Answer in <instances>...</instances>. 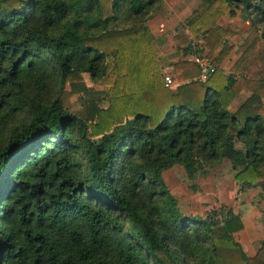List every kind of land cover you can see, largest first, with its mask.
Segmentation results:
<instances>
[{"label":"trees","instance_id":"16d2710c","mask_svg":"<svg viewBox=\"0 0 264 264\" xmlns=\"http://www.w3.org/2000/svg\"><path fill=\"white\" fill-rule=\"evenodd\" d=\"M162 4L0 0V264H264V242L249 257L236 240L239 214L183 216L164 180L227 160L264 199V0H204L175 45L199 37L217 68L203 81L180 61L170 87L148 24ZM237 11L259 36L227 72L237 32L220 21ZM85 74L119 77L99 136L62 102Z\"/></svg>","mask_w":264,"mask_h":264},{"label":"rangeland","instance_id":"374dc122","mask_svg":"<svg viewBox=\"0 0 264 264\" xmlns=\"http://www.w3.org/2000/svg\"><path fill=\"white\" fill-rule=\"evenodd\" d=\"M178 1L180 0H169L170 6L164 8L161 5L160 9L152 14L153 17L148 23L149 26L153 24L156 26V33L163 36L164 44L166 42L170 44L172 36L173 44H175L176 35L181 31H188L185 19H183L187 11L179 9V13L181 11L183 13V18L178 13L176 15L171 11L177 10L176 4ZM191 5L195 6L196 2H192ZM169 7L171 10L168 9L167 11ZM237 14H239L237 17H229L230 15L227 14L220 21V25L223 24L222 26L237 32L232 39L234 49L227 58L228 62H226V65L230 67L227 72L234 64V59L259 36V32L251 26L249 19L240 11H237ZM150 30L154 35L151 27ZM261 30H263V27ZM154 38L159 60L158 66H155L154 69L161 70L164 76L166 74L170 75V69L167 66L163 67L161 61L163 56H166L163 54L162 56L161 51L163 49L170 50V47L160 46L162 43L160 39H157L155 35ZM192 41V48L195 49L197 57L201 60L206 58L217 68V65L206 56L207 51H202V40L196 37L192 38ZM118 79L119 77L113 76L110 81L108 80L102 84V80L94 81L88 74H85L82 82L66 84L62 91V102L66 110L90 124V130L96 136L102 135L115 124V120L111 121L115 117L110 114L114 110L116 102H118L114 94V87L116 88ZM126 103L125 100L124 105H119V110L121 108L125 110ZM126 119L127 117L122 118L119 122ZM236 172L232 164L225 160L217 166L206 167L203 172H199L196 178L192 180L183 166L176 165L164 173V180L169 191L176 199L178 210L183 216L207 218L215 211L226 213L230 209L235 214L248 218L246 219L247 231L240 235L237 234L238 239L248 243L251 242L253 246H257V244L264 242V228L256 222V218H263L262 224L264 227L262 190L256 185L252 189L243 191V184L235 179Z\"/></svg>","mask_w":264,"mask_h":264},{"label":"crops","instance_id":"0c3cea01","mask_svg":"<svg viewBox=\"0 0 264 264\" xmlns=\"http://www.w3.org/2000/svg\"><path fill=\"white\" fill-rule=\"evenodd\" d=\"M204 0H180L177 2L176 4V8L177 10L176 11H173L169 8H167V11L168 9H170L172 12H174L176 15L178 13V15L180 17L183 18V13L182 11L186 10V14L184 15V18L183 19H187L192 13L193 11H195L198 6L203 2ZM192 2H196V5L195 6H192ZM189 3V5H188ZM165 6H170V3H169V0H163V4H162V7L164 8ZM179 9H183L180 13H179ZM239 14H237L238 16ZM235 16V17H237ZM153 16H151L149 18V21L152 19ZM231 17V16H229ZM151 25V23H150ZM223 25V24H222ZM154 35L156 36L157 39H160V42H162L160 44V46H163V47H170V50L168 49H163L161 51V55H166L165 57L163 56V58L161 59L162 61V66L164 67H168V69H170V71L172 70L173 66L180 62V61H197V60H200V58L197 57L196 53H195V49L194 48H190V50L188 52H184V50H178L175 46V44H173V36L171 38V41H170V44L168 42H166V44H164V41H163V36L161 34L157 35L158 33H156V26L153 24L150 26ZM157 30H159L157 28ZM165 51V52H163ZM244 51V50H243ZM243 53V52H242ZM241 53V54H242ZM241 54L236 57L234 59L233 62H235L240 56ZM228 62V60H227ZM225 68L226 70L230 67H228L227 65H225ZM249 96V93L247 91H244L240 96L239 98L237 99V101L233 104L232 106V110H235L247 97ZM246 219H248L247 217H242V220H243V223L246 225ZM262 221H263V218L261 217H258L256 218V222H258L260 224V227L264 228L263 227V224H262ZM244 225V230L242 232H239V233H236L235 234V237H236V240L243 246V249L245 251V253L249 256V257H253L257 254L261 244L263 243H259L257 244V246H253L252 243H248V242H245L244 240H239L238 237H237V234L240 235L241 233H245L247 231V225L245 226ZM258 238V237H257Z\"/></svg>","mask_w":264,"mask_h":264},{"label":"built area","instance_id":"2783aa9c","mask_svg":"<svg viewBox=\"0 0 264 264\" xmlns=\"http://www.w3.org/2000/svg\"><path fill=\"white\" fill-rule=\"evenodd\" d=\"M200 63V67H201V79L207 80L208 77L215 72L216 67L206 58H203L202 60H197ZM165 82H166V87H170L174 85V80L173 78L169 75L166 74L165 75Z\"/></svg>","mask_w":264,"mask_h":264}]
</instances>
